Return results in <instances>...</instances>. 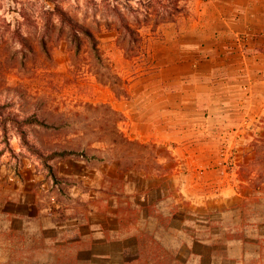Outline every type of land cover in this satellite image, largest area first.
Wrapping results in <instances>:
<instances>
[{"label":"crops","instance_id":"crops-1","mask_svg":"<svg viewBox=\"0 0 264 264\" xmlns=\"http://www.w3.org/2000/svg\"><path fill=\"white\" fill-rule=\"evenodd\" d=\"M181 3L139 56L99 46L120 85L59 109L105 126L28 124L27 148L0 121V264H264V193L236 156L264 139V0Z\"/></svg>","mask_w":264,"mask_h":264},{"label":"rangeland","instance_id":"rangeland-1","mask_svg":"<svg viewBox=\"0 0 264 264\" xmlns=\"http://www.w3.org/2000/svg\"><path fill=\"white\" fill-rule=\"evenodd\" d=\"M182 5L178 0H0V121L12 122L27 148V135L22 129L25 131L28 124L48 123L52 127L78 120L103 127L109 123L106 112L99 108L90 111L92 119L82 121L59 112L73 95L96 92V78L120 85L116 73L122 65L119 58L101 56L100 49L99 54L92 51L90 39L82 31L71 30L58 14L60 10L73 22L90 29L104 54L111 52L117 36V43L124 37L123 45L135 57L140 54L138 44L131 42L122 25L128 23L133 29L137 28V21L153 25L159 19L178 16L177 6L184 13ZM140 63L138 59L130 65L125 63L124 76L130 77L144 68ZM44 136L54 142L58 132L50 130ZM8 137L0 132V142ZM258 139L236 156L253 160L243 173L256 176L245 188L264 193V139L256 144ZM49 149L53 152L56 147L50 144Z\"/></svg>","mask_w":264,"mask_h":264},{"label":"trees","instance_id":"trees-1","mask_svg":"<svg viewBox=\"0 0 264 264\" xmlns=\"http://www.w3.org/2000/svg\"><path fill=\"white\" fill-rule=\"evenodd\" d=\"M183 0H178V3L182 4ZM183 6V5H182ZM184 7V6H183ZM116 13L119 14V17L121 18V14L119 13V10L118 9H115ZM176 11L179 12V14L181 12H183L182 10V7L181 6H177L176 7ZM58 14L61 16L62 20L67 22L68 25L70 26L71 30H79V31H82L83 34H85L87 36V38L90 39V41L92 42V51H94L96 54H99V45L97 44L98 40L96 39L95 35L92 33V31L86 27H83L81 25H78L77 23L73 22L70 18L67 17V15L64 13V11H59ZM176 15H174L175 17ZM173 17V18H174ZM148 19V17H146ZM173 18H162V19H159L157 21H154L153 25L156 27V26H159L161 23H164V22H167L168 20H172ZM138 22V26L136 29H133L131 27V25H129L128 23H125L124 25H122V28H124V30L126 31L127 33V37L131 39V42H134L135 44H138V49H140L141 47V36L139 34V30L143 27V26H146V25H150V22L149 21H143L142 23L137 21ZM124 37L121 41H118V45L123 48L125 50V52L127 53V55L132 58L133 56H130L129 55V50L123 45V42H124Z\"/></svg>","mask_w":264,"mask_h":264}]
</instances>
